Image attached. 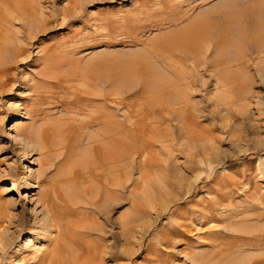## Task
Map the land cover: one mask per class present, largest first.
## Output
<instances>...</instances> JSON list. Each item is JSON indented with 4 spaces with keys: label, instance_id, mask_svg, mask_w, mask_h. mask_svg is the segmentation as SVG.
<instances>
[{
    "label": "rangeland",
    "instance_id": "1",
    "mask_svg": "<svg viewBox=\"0 0 264 264\" xmlns=\"http://www.w3.org/2000/svg\"><path fill=\"white\" fill-rule=\"evenodd\" d=\"M258 11L264 0H0V264H264V52L243 25ZM102 141L122 171L93 208L66 178ZM53 181L91 213L51 233Z\"/></svg>",
    "mask_w": 264,
    "mask_h": 264
},
{
    "label": "bare ground",
    "instance_id": "2",
    "mask_svg": "<svg viewBox=\"0 0 264 264\" xmlns=\"http://www.w3.org/2000/svg\"><path fill=\"white\" fill-rule=\"evenodd\" d=\"M262 3V2H261ZM253 7V6H252ZM260 7V6H259ZM257 8V7H256ZM255 8V10H257ZM262 9V7H261ZM260 10V9H259ZM254 11V10H253ZM263 13V12H261ZM259 11L257 12V14H255L254 12H249V13H245L243 15V25L246 28V30L248 31V34L251 36H248V41L247 43L252 44L253 47H255V49L260 52H264V13L261 14ZM263 21V22H262ZM240 25V24H239ZM241 26V25H240ZM201 28V27H200ZM195 29V28H194ZM240 29V27H239ZM242 29V27H241ZM240 29V30H241ZM243 31V30H242ZM238 32V31H237ZM245 33V31H243ZM252 32L255 33V36H253ZM233 33V32H232ZM252 33V34H251ZM225 34V33H224ZM241 34V33H237L236 35ZM218 35V34H217ZM242 35V34H241ZM251 37L252 41H251ZM239 38V37H238ZM234 40V39H233ZM241 40V39H240ZM225 46V45H224ZM251 46V45H250ZM223 48V47H222ZM225 48V47H224ZM199 52V51H198ZM215 52V51H214ZM239 53V52H238ZM215 54V53H214ZM241 54V53H240ZM257 55V54H256ZM229 56V55H228ZM225 57V56H224ZM225 59H227V56L225 57ZM230 59V57H229ZM203 62V61H201ZM200 63V62H199ZM261 63V62H260ZM258 75H260V77H264V66L263 69L259 70V72H257ZM247 74V73H246ZM223 75V74H222ZM246 76V75H245ZM3 76L0 74V89L1 87H3L1 85V81L3 80L2 78ZM214 77H216V75H214ZM242 77V76H241ZM217 78V77H216ZM233 78V77H232ZM245 78L246 81V77ZM96 82L100 83V79L98 77L95 78ZM222 79V78H221ZM228 79V78H227ZM218 80V79H217ZM263 80V78H262ZM242 81V80H240ZM219 82V81H218ZM223 82V81H222ZM228 82V81H227ZM247 82V81H246ZM226 83V82H225ZM264 83V82H263ZM221 84V83H220ZM204 87V86H203ZM2 92V91H1ZM240 94V93H239ZM99 95V94H98ZM242 95V94H241ZM100 96V95H99ZM235 98V97H234ZM254 103V102H253ZM258 105L262 104L264 105V95H261L258 98ZM254 129V128H252ZM227 131V130H226ZM249 131H251L249 129ZM235 135V134H234ZM118 137V136H117ZM116 136H114L113 140H112V145H118L120 144V138L118 139ZM233 136L231 134H228L227 137H225L228 140H230ZM70 139V138H69ZM43 140L45 143V146L43 148L38 149V151H40V153H44V150H51L53 148V141L50 140V137L48 136V134H44L43 136ZM214 142V141H213ZM69 144V142H68ZM73 144V143H72ZM106 142H100L98 147H96V160L94 162H87L85 165L80 166L81 168L78 169V171L76 172H72V174H70L66 180L70 181L71 184H73L72 186L75 188H77V192L79 194V196L81 195V193L86 196L88 203L90 204L91 207L95 208L97 199L96 197H103L105 196L107 193V186L109 185L110 182L108 181L107 178V174L109 173V171H111V168H113V170L116 172L117 175H121V171H122V165L120 163L121 160V151L119 149H117L115 152L112 151H108L106 149L107 147ZM216 144V143H215ZM29 145V144H28ZM109 145V144H108ZM214 145V144H213ZM97 146V145H96ZM203 146V145H202ZM21 147V146H20ZM204 147V146H203ZM24 149V148H23ZM106 149V150H105ZM93 150V149H92ZM25 151L27 152H33V147L32 146H27L25 148ZM48 156H44L42 159L39 160L38 162V166L41 167L42 170H39V173L41 171H43L42 173H37L36 175H38L37 177H35V179H37L36 181L41 180V178H43V176L45 175L44 173L49 169V167L44 166V163L47 162ZM116 176V175H115ZM110 177V176H109ZM111 178H114L111 177ZM117 178V176H116ZM94 182L95 180L100 184V188H98L97 193H95L94 187H92V185L90 183H88V181ZM114 180V179H113ZM111 183V182H110ZM53 185H55V193L57 194L56 197L52 198L51 196H48L47 199L44 202V205L46 206L45 209H47V212H45L44 214V221L43 223H45L46 227L50 228V232H56L55 230L60 231V229L63 227V224L61 225V219L65 218L69 213L71 214V212H75L77 215H79L77 217V219L75 220H80V219H85L87 218V214L88 212L91 213V211L88 210V208L90 209L91 207H87L86 205H80L79 207L72 209L73 207L70 206L73 202V198L71 194H66L63 191V188L59 187V185L56 183V181L52 182ZM162 186V184H161ZM191 185H189L188 187L190 188ZM166 187V186H165ZM97 189V188H96ZM109 189V187H108ZM156 189V188H155ZM188 189V188H187ZM165 191V190H164ZM107 196V195H106ZM167 196V195H166ZM104 198V197H103ZM171 198V197H170ZM59 201H63L64 202V206L60 207L57 204V200ZM178 199V198H177ZM174 200H176L174 197H172L171 199L167 200V203L165 202L166 205L171 204L172 202H174ZM75 201V200H74ZM77 201V200H76ZM85 201V200H84ZM83 202V199H78V202L76 203V205L79 203ZM74 203V204H75ZM87 203V202H86ZM173 204V203H172ZM164 206V205H163ZM169 207V206H168ZM167 207V208H168ZM164 210V209H163ZM75 215V214H74ZM157 216V215H156ZM159 216V215H158ZM75 222V221H74ZM79 225H81L78 222ZM153 224V223H152ZM74 225V224H73ZM77 225V223H76ZM84 225V224H83ZM78 227V226H77ZM85 227V226H84ZM83 226L81 227L84 228ZM84 229H89V228H84ZM90 230V229H89ZM144 229H142V232ZM50 233V234H51ZM48 235V234H47ZM143 235V234H142ZM48 241L49 243L52 242L53 245L55 244V246L53 247L55 249V247H57L58 243H59V239L57 234L56 235H52V237L48 236L46 237V239L44 241ZM141 240V239H140ZM78 243H80V241H78ZM217 246V245H216ZM225 247V246H224ZM229 247V246H228ZM227 248V247H226ZM47 249V248H46ZM45 249V250H46ZM57 249V248H56ZM229 250V249H228ZM227 250V251H228ZM234 250V249H233ZM231 252V251H230ZM45 252H42V254H44ZM52 253V251H51ZM54 254L57 252H53ZM229 253V252H228ZM236 253V252H235ZM219 254V253H218ZM238 254V253H237ZM234 255V254H233ZM54 256V255H53ZM241 256V255H240ZM57 257V255H56ZM234 257V256H232ZM238 257V256H237ZM55 258V257H53ZM219 258V257H218ZM230 258V257H229ZM216 260V259H215ZM225 260V259H224ZM229 260V259H228ZM227 261V260H226ZM231 261V259H230ZM79 264L81 262V264H87V260L86 259H82V257H80V260H78ZM223 262V260L221 261ZM225 262V261H224ZM223 262V263H224ZM234 262V261H233ZM236 262V261H235ZM252 262V261H251ZM232 264V263H231ZM249 264V263H248Z\"/></svg>",
    "mask_w": 264,
    "mask_h": 264
}]
</instances>
